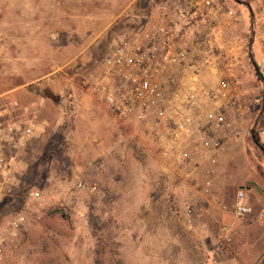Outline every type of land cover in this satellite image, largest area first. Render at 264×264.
I'll use <instances>...</instances> for the list:
<instances>
[{"label":"rangeland","instance_id":"rangeland-1","mask_svg":"<svg viewBox=\"0 0 264 264\" xmlns=\"http://www.w3.org/2000/svg\"><path fill=\"white\" fill-rule=\"evenodd\" d=\"M144 6L0 0V94L40 106L34 137L12 153L16 188L0 200V264H223V237L198 239L170 208L176 178L152 131L89 95L96 63L134 37ZM255 8L264 15V1ZM253 53L264 60V19Z\"/></svg>","mask_w":264,"mask_h":264},{"label":"built area","instance_id":"built-area-1","mask_svg":"<svg viewBox=\"0 0 264 264\" xmlns=\"http://www.w3.org/2000/svg\"><path fill=\"white\" fill-rule=\"evenodd\" d=\"M213 5L214 0H199L173 15L151 16L139 33L117 44L96 63L92 81L88 82L91 98L100 101L113 116L152 131L164 161L191 163L194 158H201L194 148L206 147L207 174L215 173L226 141L239 134L223 113L205 121L200 118L209 103L240 102L235 84L196 88L205 70L221 69L223 57L204 54L195 61L184 46L185 32L205 19ZM212 38L207 44L215 51L218 40L216 36ZM175 69L182 73L180 79L188 78L185 71H189L190 83L178 81L174 77ZM39 113L36 101L22 103L8 93L0 94V200L11 196L16 188L12 153L34 137ZM77 187L85 188L82 183ZM243 198L244 193L237 192L234 214L239 218L252 214V208L243 203ZM24 220L17 215L12 228L17 230ZM257 264H264V254Z\"/></svg>","mask_w":264,"mask_h":264},{"label":"crops","instance_id":"crops-1","mask_svg":"<svg viewBox=\"0 0 264 264\" xmlns=\"http://www.w3.org/2000/svg\"><path fill=\"white\" fill-rule=\"evenodd\" d=\"M195 1L199 0H145L146 6L134 7L133 11L144 10L149 19L158 14L173 15ZM262 1L214 0L211 13L183 37L185 50L195 61L204 54L223 57L221 69L205 70L196 88L235 84L240 98L237 104L224 100L220 104L209 103L201 112L203 121L223 113L239 133L237 138L226 141L214 174L206 173L209 165L207 148L203 146L194 148L201 153L200 159L169 163L176 178L170 208L195 221L197 231L193 233L198 234V239L223 237V264H257L264 254V131L258 133L260 147L251 137L262 106L258 100L264 99V60L257 59L253 53L258 23L264 19V15L258 16L255 5ZM147 22L130 31L135 36ZM212 36L218 40L215 51L207 44ZM185 73L190 78L189 71ZM174 75L178 81L190 83L188 78L180 79L182 73L177 69ZM15 98L22 103H38L31 93L18 94ZM239 191L244 193L243 203L252 208V214L240 218L234 214ZM222 226L223 232L215 230Z\"/></svg>","mask_w":264,"mask_h":264},{"label":"trees","instance_id":"trees-1","mask_svg":"<svg viewBox=\"0 0 264 264\" xmlns=\"http://www.w3.org/2000/svg\"><path fill=\"white\" fill-rule=\"evenodd\" d=\"M135 15L136 16L134 18L136 20L135 21L136 24L134 23L132 25L133 29H135L138 25H141V27H142L143 24L148 20V17H149V15H147L146 11H144V10H140L139 13H136ZM261 104H262L261 110L256 117L255 124L253 126V130H252V134H251L253 143L258 147H260L259 139H258V133L260 131H264V99L261 100Z\"/></svg>","mask_w":264,"mask_h":264}]
</instances>
